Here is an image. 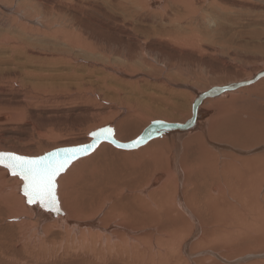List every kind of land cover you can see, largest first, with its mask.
<instances>
[{
  "label": "rangeland",
  "instance_id": "374dc122",
  "mask_svg": "<svg viewBox=\"0 0 264 264\" xmlns=\"http://www.w3.org/2000/svg\"><path fill=\"white\" fill-rule=\"evenodd\" d=\"M232 1L233 4H235L240 0ZM247 1L249 4L245 5L246 8L231 5V0H228L227 2H219L218 4L222 7L224 5L223 8L228 10L230 8H234L233 10L235 11H232L231 15L234 12L233 15L238 16L241 23L244 21L246 22V20L249 21L251 24L248 27L249 30L245 29L244 32L249 35H246V37H248L247 40L251 41V37L254 38L256 35L262 34V32L264 34V0ZM96 2L98 5L101 4V7H99ZM94 3L96 4H93L89 9H86V11L84 10L85 8L82 7L75 8V5L73 4L72 6L69 2L62 5V3L58 0H0V77L3 79H0L1 99H11L17 93H32L31 89L35 90L28 82V79L25 78L22 71L20 72V65L22 63L23 65H28L31 61L30 65H36L37 63L39 66L43 65L42 67H47L44 66L46 63L49 64L50 67L56 68L63 73L71 71V78L68 76L66 79L63 78L57 81L61 83L66 82L64 89L53 88L54 93H52V90L49 95L44 94V96L40 98L46 101V99L48 100L51 95L56 96L58 94V99L63 100L64 106L72 108L73 113L78 112L80 110H77L79 107L94 108V110L98 111L100 109H107L108 112L111 110L114 114V116H112V120H114L112 123L113 125L114 123L116 124V120H120L125 115H129L128 113H130V115L139 113V116L135 119L133 125V128H136L135 126L138 128L134 133L136 135L142 130V124L143 126L147 125L153 118H162L170 121H183L188 118L191 112V100L193 99L195 95L194 92L196 90L207 89L212 85L226 83L230 80H238L241 79V77H247V74L250 76L252 72L264 68V46L260 49L258 47H254V49L233 47L229 49V54H226V49L223 46L220 47L214 45L216 50L210 49V51L205 47V45H203L205 41H201L202 45H199L198 43L194 44V48L190 46H186L185 48L184 46L176 47L175 44L172 43V45L166 40H159L157 38L154 39L153 37L146 38L145 35L140 34L138 30L136 31V28L150 29V25L155 26L160 24V21L163 22L159 14V12H161L160 9H156L157 11L153 12L154 7L149 5L142 6L139 0H94ZM61 5L62 7L64 5L71 7L76 15L74 14L73 17H70L71 15H67L66 18H60L61 13L59 9ZM150 10L151 12H149ZM105 11L107 14L104 13ZM153 13L155 14L154 16ZM69 14L71 13L69 12ZM114 16L117 20L114 19ZM67 17H70V21L72 22L69 23V20L67 21ZM59 19H61V21L65 19L64 24L58 21ZM212 20L215 19H210V21H207L205 25L214 26V21ZM82 21L88 22L86 24H89V26L91 24L90 29L89 26L86 27V24H81L80 22ZM248 21L246 22L247 24ZM217 22L220 23L218 20ZM221 22L223 24L220 23L221 25H219L222 27L226 28L231 26V22L229 20H225V22L221 20ZM92 25L96 26L94 27ZM112 25H116V27L112 28ZM63 26L77 35L81 47L71 50L67 45L58 41V34L63 29ZM91 27L93 28L92 30ZM232 30L234 31L235 29ZM112 31L113 33L116 32L114 33L115 36ZM37 32L40 33L36 34ZM110 32L112 34H110ZM101 33L103 35H101ZM44 34L45 36H43ZM116 34L121 35H118V37ZM112 35L114 39L111 38ZM103 36L105 38H103ZM116 37L117 40H115ZM234 37L238 36L235 35ZM108 38L112 39H110L111 43ZM260 39L264 41V35ZM92 41L95 43V46H93L94 44H92ZM22 46L24 47L22 48ZM38 47L42 49H40V52L39 50H33V48L35 49ZM178 47L181 48L182 52L178 49ZM27 48H30V50L26 51L25 49ZM53 48L62 49V51L65 50L67 53L66 58L69 59L70 62H66L65 64L64 61L62 62L58 59L62 55L58 54V52H51ZM46 49H50V54L43 52V50L46 51ZM104 50L107 52L105 53ZM11 51L16 55H12ZM96 51H99V54L101 53V55L104 54L105 56L99 55ZM91 52H93V54ZM171 54L174 55L175 58L173 60H168L167 56H170ZM57 55L58 58H56ZM10 56L14 57L10 58ZM36 56L38 59L40 58V61H37ZM183 56L185 59H182ZM5 57L6 59L3 61L2 59ZM178 57L180 58V61ZM41 58L45 59L42 60ZM46 58H48V61L45 62ZM51 58L54 63H51ZM144 58L152 64L150 63V66H148V61H146V59L142 60ZM28 59L31 60L29 61ZM6 60L7 62H5ZM8 60L10 61L9 63ZM60 62H62V64ZM58 66H60V68ZM8 68L9 71L6 72L5 70H8ZM13 72H16L15 75H13ZM5 75L9 78L7 76L5 77ZM263 81L264 79H261L256 83L239 89L228 97L220 99L210 98L206 100L203 103L204 106L202 105L203 108L206 106L208 108L210 107V109L214 108V110L219 112L218 108H216L217 105L221 104L223 106L227 104V109L225 112L218 113L219 116L215 113L216 111L211 110L214 113H211V117L209 118L210 121L206 123L204 130H202V132L200 131L202 137L199 133H197L200 136V144L197 143L196 145L197 141H191L193 138L186 143L185 140L189 135H184L185 133H177V135L174 136L165 134L161 139L159 137L146 143L147 147L149 143L152 144V142L156 141H161V144H165L164 148H161L159 151L160 154L158 162L162 161L164 164L168 163L171 170V177L174 179L171 178V189L169 188L168 193L165 195L164 202H166V205L163 206L162 211L164 212L162 213L160 208H157V204L154 199L155 197L153 195L150 196V194L148 195V193L161 187V185L167 180V176L164 173L165 170L161 168H158V170L153 169L141 178L142 181H145L146 176L150 178V176L154 174L162 175L160 179L157 180L158 183L156 182L152 189L146 188L145 185H142L141 188H139L141 191L142 188H145V193H141L139 190L136 191L139 196L138 200H136L137 202L135 201V207L137 210L139 209V218L141 216L143 217L142 222H138L137 216H133V214L124 219L125 224H127V226H135L137 230L136 235L138 237L141 236L139 237L141 245L140 249L143 248L145 242L151 243V241L157 245V248L164 247L166 244L163 240L167 238V234H170L174 237V239L177 241L179 240L178 243L180 249L183 251L180 256L187 255L189 258L193 259L196 264H264V227L263 229L261 227L264 226V85L259 84ZM1 83H4L5 85L2 86ZM6 84L10 86L9 89L5 88V86H7ZM89 85L91 86L90 89L87 87ZM255 87L258 89L256 88L252 90ZM6 89L10 91H6ZM94 93L96 96H93ZM36 94H38V92L34 95ZM74 96L78 98H76V102L78 100L77 103L74 102L75 98H72ZM67 97L69 101L65 99ZM134 97L135 99L133 104L132 98ZM128 98L132 100L130 101ZM85 100L87 101L85 102ZM129 101L133 104V107H131ZM137 101L139 103L138 106H136ZM65 102L69 103L65 105ZM89 104L91 107H88ZM93 104L97 105L93 107ZM7 107L0 104V113L7 112L13 106L9 105L11 108ZM138 107H140L139 110ZM121 109H123L124 112L121 113ZM158 109H161L166 114L151 115L148 111ZM13 110L14 107L10 111ZM237 117L240 118L238 119ZM80 118L81 115L74 116V123L76 122V124H78ZM229 118L230 120L234 118V120L238 119V121L241 122L245 121L247 124H245L246 126L244 128L242 127L241 130L239 128H231V125L228 123ZM102 119L103 123L104 120L107 122L105 117ZM223 121L225 124L222 123ZM69 124L71 125V123ZM78 126L79 127H75L73 125L72 128L62 127L61 130L54 131L56 136L53 138L50 137L45 144L41 145L42 148L38 142H36L37 144L33 142V145H24L25 142H22L23 146L20 142L18 143L14 141L12 136H9L2 130L3 132L0 131V138L3 142L0 143V149L4 148L20 153H25L26 150H29L28 152L32 155L42 154L44 151L49 150V148L51 149L57 146L83 142L88 137L87 133L96 125H91L88 128H85V125ZM77 129H80V131ZM62 130L64 133L66 132L65 135H63L64 133ZM229 130L233 131V135L236 134V136H230L228 133ZM115 131L118 132L117 128ZM132 136L128 138H131ZM193 142H195V144H193ZM159 143L160 142L157 144ZM18 144L20 146L22 145V149ZM151 144L149 146H151ZM12 145L15 146L14 149ZM37 145L38 147L40 146V148H38ZM146 145H144L143 148H145ZM20 150L23 151L21 152ZM206 163H209V166H207ZM105 167L106 166L103 168L101 166L100 171H103L104 173L117 171L114 166L111 167V169ZM251 172L253 173L251 174ZM14 177L21 182V179L18 176ZM217 181L218 183H216ZM126 182L127 181H123L124 184H126ZM260 183H262V186H259ZM215 184L218 185L216 186ZM220 184L221 186H219ZM121 185L122 183L119 186L116 185L117 192H114L116 196L110 197L97 215L91 214L88 218H84L82 220L94 218L97 223L99 219L102 218L106 212H108V217L104 219L103 224H113L118 222L124 223L121 222L122 220L120 217L115 216L116 207L111 209V206L118 205L120 201L119 197H124L128 193L126 189H120ZM214 185L217 188L221 187L220 190L218 189L219 191H213L212 186ZM113 186H115V184ZM255 187H257L258 190ZM176 194H179V198L181 196V201L186 204L187 211L184 210V207L180 206L181 204L179 203V200H176L174 203L171 202ZM207 194L209 195L206 197ZM117 195L121 196L118 197ZM169 198L171 199L169 200ZM199 198H201V201L197 202L196 200ZM202 198L205 199L203 200ZM145 201L150 202L151 205H154L156 208L153 206L151 209V207L147 204L146 206H141V204ZM137 204L140 205L138 206ZM254 204L256 205L254 206ZM179 208H182L183 210L181 211ZM126 211L131 214L130 210L126 209ZM28 220L35 219L30 218ZM78 228L82 230L81 227L78 226ZM82 228L84 227L82 226ZM91 230L94 232L96 227H92ZM206 238L208 240H206ZM227 238H229L230 241H226Z\"/></svg>",
  "mask_w": 264,
  "mask_h": 264
},
{
  "label": "bare ground",
  "instance_id": "6f19581e",
  "mask_svg": "<svg viewBox=\"0 0 264 264\" xmlns=\"http://www.w3.org/2000/svg\"><path fill=\"white\" fill-rule=\"evenodd\" d=\"M58 1L60 3H62V5L66 2H69L72 6L74 4L75 8H81L82 7V8H85L84 10L89 9L93 4L97 3V2L94 3V0H65V1L58 0ZM227 1L228 0H218V1L217 0H139L140 4L142 6L149 5L151 7H154L153 12L160 9L161 12H159V14H160V18H162L163 22L160 21V24H157L155 26L150 25V29L136 28V31L138 30V32L142 35H145L146 38H152L153 37L154 39L157 38L159 40H166V41L170 42L171 44L172 43L175 44L176 47L177 46H180V47L184 46V48H185L186 46H190V47L194 48L193 47L194 44L198 43L199 45H202L201 41L202 42L205 41V43L203 45H205V47L207 49L216 50L214 45L220 46V47L223 46L226 49V54H229V49H231L233 47L234 48L242 47V48H247V49H254V47H258L259 49L262 48L264 46V41L261 40L260 38L264 35L263 32H262V34L256 35L254 38L251 37L252 38L251 41L247 40L248 37H246V35H248V34H246L244 32V30L245 29L249 30L248 27L251 24L249 23L248 20H246V22L248 21V24L245 21L241 23L240 18L236 15L235 16L233 15L234 12L231 15V12L235 11V10H233L234 8H230L228 10L226 8H223L224 5L222 7L220 4H218L219 2H227ZM231 2H232L231 5H235L236 7L240 6V8H246L245 5L249 4V2L247 0H240V1H238V3H235V4H233L232 0H231ZM125 4H127V3H125ZM62 5L59 9V11L61 13L60 18L61 17L66 18L67 15H69V16L71 15L70 17H73L75 14L74 10L69 6H65L66 4L64 5L65 7L64 6L62 7ZM97 5H98V3H97ZM100 5L101 4H99L98 6L101 7ZM153 5H155V6H153ZM240 8H238V9H240ZM91 10H92V8H91ZM69 12L71 14H69ZM149 12H151V10ZM81 13H82V11H81ZM104 13L107 14L106 11ZM85 15H86V13H85ZM154 15L155 14L153 13V16ZM70 17L69 18L67 17L68 18L67 21L69 20V23L72 22V21H70ZM89 17H92V16H89ZM117 17H118V15H117ZM120 17H121V15H120ZM211 17L213 19H215V20H212V21H214V26L205 25V23L207 21H210V19H212ZM26 18H28V17H26ZM103 18H105V17H103ZM107 18H108V16H107ZM160 18H159V20H160ZM87 19H89V18H87ZM114 19H115V16H114ZM64 20L65 19H63L61 21V19H59L58 21H60L61 23L64 24ZM115 20H117V18ZM217 20L221 24H223L221 22V20L224 22H225V20H227V21L229 20L231 22V26L226 27V28L222 27V26H220L221 24L217 22ZM112 21H114V20H112ZM156 21H158V20H156ZM96 22H97V20H96ZM80 23L86 24L88 22L82 21ZM89 23H91V22H89ZM88 26H89V24L86 27H88ZM90 26H91V24H90ZM90 26H89V29H90ZM92 26H94V25H92ZM114 27H116V25L113 26L112 28H114ZM109 28H111V27H109ZM237 28H238V31H237ZM51 29H52V27H51ZM92 29L93 28L91 27V30ZM232 29H235V30L233 31ZM47 31H49V30H47ZM38 33H40V32H37L36 34H38ZM93 33H94V30H93ZM112 33H113V31H112ZM112 33L110 32V34H112ZM114 33H116V32H114ZM114 33H113V35H114ZM260 33H261V31H260ZM101 35H103V34L101 33ZM113 35L111 38H113ZM118 35L116 34V36H118ZM235 35L238 37H234ZM43 36H45V34ZM89 38H91V37H89ZM103 38H105V37L103 36ZM111 38H108V40L110 41ZM5 39H6V37H5ZM49 39H50V34H49ZM118 39H120V38H118ZM126 39H129V38H126ZM132 39H134V38H132ZM138 39H140V38H138ZM103 40H105V39H103ZM115 40H117V37ZM58 41L61 42L62 44L67 45L71 50L74 48L81 47L77 35H75L73 31H70L65 26H63V29L58 34ZM128 41H125V42H128ZM110 43H111V41H110ZM92 44H94L93 46H95V43H93V41H92ZM138 46H139V44H138ZM23 47L24 46H22V48ZM38 48H35V49L33 48V50H35V51L39 50V52H40L41 48H39V49ZM130 48H131V46H130ZM196 48H197V45H196ZM178 49L181 50V48H179V47H178ZM25 50L26 51L30 50V48H27ZM49 51H50V49H46V51L43 50V52H46V53H49ZM61 51H62V49H57V48H53L51 50V52H58V54L62 55L59 58L57 55L56 58L60 59L62 62L64 61L65 64H66V62L69 63L70 62L69 59L66 58V54H67L66 51L63 50L62 51L63 53ZM98 52L96 51V53H98ZM104 52H105V50H104ZM181 52H182V50H181ZM11 53H12V51H11ZM11 53H10V55H11ZM91 53L93 54V52H91ZM13 54H15V53H12V55ZM41 54H43V53H41ZM99 55H101V53ZM102 55L105 56L104 54H102ZM130 56H131V54H130ZM13 57L14 56H12V57L10 56V58H13ZM10 58H9V60H10ZM19 58H22V57H19ZM167 58H168V60H173L175 58V56L171 54L170 56H167ZM5 59H6V57L3 58L2 60L4 61ZM39 59L37 57V61ZM41 59L43 60L45 58H41ZM145 59L146 58H144L142 60H145ZM182 59H185L184 56ZM9 60H8V63L11 61V60L10 61ZM28 60L30 61L31 59H28ZM0 61H1V59H0ZM46 61H48V58H46L45 62ZM50 61H51V63H54V62H52V58L50 59ZM50 61H49V63H50ZM146 61H148V60L146 59ZM179 61H180V58H179ZM5 62H7V60ZM62 62H60V63L62 64ZM176 62H177V60H176ZM27 63H29V62H27ZM30 63H31V61H30ZM30 63L28 65L27 64L23 65V63H22L20 65V69H21L20 72L22 71L25 78L28 79V82L31 84L32 88L35 90L31 89L32 93L31 92H29V93H27V92L26 93L25 92L17 93L11 99H4L3 100L0 98V104H3L6 107H7V105H8V107H9V105H12L14 107L13 111H10L13 107L12 108L9 107L11 109H9L7 112H1L0 113V131L1 132L4 131L9 136H12V139L14 141H16L18 143L20 142L21 144H22V142H25L24 145H29V144L33 145V142H35V143L38 142L41 146L42 144H45V142H47L50 137L53 138L56 136L54 131L61 130L62 127L72 128L73 125L75 127H79L78 125H85V128H88L91 125H96L93 129H97V130L111 126L112 130H113V132H112L113 138L119 142H127V141H129V140H131L137 136V134L135 135L134 133L137 131L138 128H137V126H135L136 128H133L134 127L133 125H134L135 119L139 116V113L135 114V115H130V113H128L129 115H125L122 119L116 120V124L114 123V125H113L112 123L114 122V120H112V116H114V114L112 113L111 110H110V112H108L107 109L106 110L100 109L98 111V110H94V108L91 109V108H87V107H79L78 109L77 108L76 109L77 110L80 109L81 111L79 110L80 111V112L78 111L79 113L78 112L73 113L72 108L64 106L63 100L58 99V94L56 96H52L50 94L51 96L50 97L48 96L49 97L48 100L44 97L46 99V101H44V99H42L40 97L44 96V94L49 95V93H51L52 90H53L52 93H54L53 88H58V89H64L65 88L66 82L61 83V82H57V81L60 79H63V78L66 79L68 76H70L71 71L63 73V72H60L59 70H57L56 68L50 67V65L46 64V63L44 66H47V67H42L43 65L39 66V64H37L36 62H35L36 65L35 64L30 65ZM148 63H149V61H148ZM150 63L148 66H150ZM67 66H68V64H67ZM58 67L60 68V66H58ZM75 68H74V70H75ZM260 70L261 69H258L255 72H252V74L250 76H248V74H247V77H244V78L241 77V79H238V80L236 79L234 81L230 80V81H227L226 83H220L217 85H227V84H232V83H235L238 81H244L246 79H250V78L254 77L255 74ZM5 71L6 72L9 71V68H8V70L6 69ZM106 71H108V70H106ZM15 73L16 72H13V75H15ZM6 76L7 75H5V77ZM70 78H71V76H70ZM0 79L3 80L1 77H0ZM261 79H264V75H262L260 77L258 76V78L253 83L258 82ZM263 82H260L259 84L264 85ZM78 83H77V85H78ZM253 83H251V84H253ZM251 84H248V85H251ZM4 85L5 84L3 83L2 86H4ZM79 85H81V84H79ZM248 85H242V86H240L234 90L224 91V92L220 93V95H217L215 97H208V98L202 99V101L198 107V117H197L195 123L189 128L188 131H180V130L166 131V132L162 133L161 136H158V137L153 138L151 140H155L159 137L161 139L162 137H164L165 134L174 136V135H177V133H185L184 135H189L187 137V139L185 140L186 143H188L193 138L191 141H197L196 145H197V143L200 144L199 138H200V136L202 137L201 132L206 127V123L208 121H210L209 120V118L211 117L210 115H211V113H214L212 111H216V110H214V108L210 109V107L208 108L206 106L203 108V106H204L203 103L210 98L220 99V98L228 97V96L232 95L233 93H235L237 90L242 89ZM7 86H5V88L9 89L10 86H8V87ZM87 87L90 89L91 86L89 85ZM210 87H208V88H210ZM256 88L257 87L253 88L252 90H254ZM7 89H6V91H10ZM27 90H29V89H27ZM83 90H85V89H83ZM205 90L206 89L196 90L194 92L195 95H194L193 99L191 100V104H192V101L194 100V98H196L201 92H203ZM262 90H263V88H262ZM92 91H93V89H92ZM107 91H108V89H107ZM36 92H38V94L34 95ZM80 92H78V93H80ZM115 92H117V91H115ZM9 93H7V94H9ZM5 94H6V92H5ZM94 95L96 96L95 93L93 94V96ZM72 98H75V101L74 100L73 101L76 102L77 97L74 96ZM65 99L68 100V97ZM128 99L130 101L133 99L132 102L134 104L135 97L132 99H130V98H128ZM86 101L87 100H85V102ZM77 102H78V100H77ZM68 103L65 102V105ZM210 103H212V102H210ZM130 104H131V107H133L132 106L133 104L131 102H130ZM136 104H137L136 106L139 105L138 101ZM96 105L93 104L92 106L94 107ZM144 105H146V104H144ZM226 105L227 104H225L223 106L221 104L217 105L216 108H218L219 112L216 111L215 113L218 114L221 112H225L227 109ZM89 106H90V104L88 105V107ZM139 108L140 107H138V110H139ZM6 109H4V110H6ZM116 111H118V110H116ZM148 111L151 113V115H156V114L157 115L158 114L164 115V114H166L161 109L151 110V111L148 110ZM190 111H191V108H190ZM120 112L121 113L124 112L123 109H121ZM191 114L192 113L190 112V116H191ZM77 115L78 116L81 115L80 120L78 119L79 120L78 124H76V122L74 123V119H73V117L77 116ZM218 116H219V114H218ZM103 117H105L107 119V122H106V120H104V123L102 122ZM188 118H186L183 121H170V120H166V119H162V118L161 119L168 121V122H183L184 123L188 120ZM145 119H146V117H145ZM238 119L234 120V118H233L230 120V118H229L228 123L231 125V128H236V129L239 128L241 130L242 127L244 128L246 126L245 124H247V123L245 121L241 122V121H238ZM151 120H155V119L153 118ZM246 121H248V120H246ZM68 122L71 123L72 126ZM142 123H143V121H142ZM211 123H213V122H211ZM222 123H224V121ZM147 125H145V126H147ZM145 126H143V124H142L141 127L144 128ZM75 127H73V128H75ZM115 127L117 128L118 132L115 131V129H116ZM143 128H142V130H143ZM78 131H80V129ZM229 131H228V133L230 136H233V137L236 136V134L233 135V131H231V130H229ZM63 133H64V131H63ZM65 133L63 135H65ZM197 133H199L200 136ZM130 136H132V137L128 138ZM179 137H181V136H179ZM41 138L44 140H42ZM90 138L91 137L88 135V137L84 141L82 140L83 142H80L77 144H69V145H65V146H57V147H53L51 149L49 148V150H53V149H57V148L62 149L66 146L74 147V146H78V145H82V144H87L91 141ZM2 142L3 141L0 138V143H2ZM158 142H160V143L157 144ZM150 144L151 143L148 144V147L146 144H143V145H139L137 147L130 148V149H122V148L115 147L113 144H111L108 141L102 140L95 146V148L88 155L82 156L79 159L72 161L67 166V168L56 178V184H57L56 195H57V199L59 201L60 210L62 211V213L57 214L56 217H51L49 213L44 212L37 204H33V205L28 204L26 202V198H25L24 194L21 192V189H20V186L22 185V180H21V182L18 181L12 174H10L8 172L7 169L0 167V264H196V262L193 259L189 258L187 255L183 254L184 256H180V254L183 253V251H181V249H180V246L178 243L179 240L177 241L170 234H167V238H165L163 240L167 246L163 245L164 247H158L157 248L156 247L157 245H155L151 241V243L145 242V244L143 245V248L140 249L141 245H140V238L139 237H141V236L138 237L136 235L137 230H136L135 226H127V224H125V222H124L125 221L124 219L126 217L127 218L130 217V215H132V214H133V216L134 215L137 216L138 222H142L143 217L141 216L139 218V212H138L139 209L137 210L135 207L136 206L135 201L138 200V196H139V194H137L136 191L137 190L141 191L140 188L142 185L143 186L145 185L146 188L152 189V187L156 184L157 180L160 179V177L162 176L159 174H154V175L150 176V178L146 176V180L142 181L141 178L144 177L143 175L148 174V172L150 170H153V169L158 170V168L165 170L164 173L167 176V180L161 185V187L153 190L152 192H149L148 195L150 194V196L153 195L155 197L154 199L156 201L157 208H160L161 211L163 210V206L166 205V202H164V199H165V195L168 193V189L172 185V179L171 178H173V177H171V170L169 168L168 163L164 164L162 161L158 162V158H159V154H160L159 151L161 148H164L165 144L164 145L161 144V141L152 142L151 146H149ZM193 144H195V142H193ZM31 145H30V148H31ZM144 145H146L145 148H143ZM40 146L38 147V145H37L38 148H40ZM12 147H13V149L15 148L14 145H12ZM41 148H42V146H41ZM191 148H194V147H191ZM21 149H22V147H21ZM49 150H47V151H49ZM28 151L29 150H26V152L24 151L25 153H20L17 151L13 152L11 150H7L4 148L0 149V152H13V153H16L18 155L29 156V157L41 155V153L32 155ZM30 151H31V149H30ZM47 151H44V152H47ZM134 151H138V152H134ZM207 152H208V149H207ZM165 160H167V159H165ZM206 164H207V166H209V163H206ZM103 165L110 168V169H111V167L114 166L117 169V171L111 172V173H104L103 171H100L101 166L104 168ZM115 168H113V169H115ZM154 171H156V170H154ZM185 171H186V169H185ZM252 173L253 172H251V174ZM175 178H176V176H175ZM123 181H127L126 184H124ZM261 182H262V180H261ZM121 183H122V185H121L120 189L121 190L126 189V191L128 193L124 197H119L121 195H119V196L117 195L120 198V201H119L117 206H111V209L116 207L115 208V210H116L115 216L120 217L122 220L121 222H124V223L118 222V223H113V224H107V223L103 224L104 219L106 217H108V214H109L108 212H106L105 215L102 218H100L97 223L95 222L94 218L89 219V220H82L84 218H88V216L91 214L97 215L100 212V210L102 209V206L105 205L106 201L109 200L110 197L116 196V194H114L115 191L117 192L116 185L119 186ZM216 183H218V181ZM114 184H115V186H113ZM215 185L217 186L218 184H215ZM215 185L212 186V190L213 191H219L221 187L217 188ZM219 186H221V184ZM259 186H262V183H260ZM259 186H258V188H259ZM196 188H198V187H196ZM255 188H257V187H255ZM258 188H257V190H258ZM141 193H145V188H142ZM220 194H221V192H220ZM208 195L209 194H207L206 197ZM252 196H254V195H252ZM205 198H202V199L204 200ZM170 199L171 198H169V200ZM176 200H179V203L181 204L180 206L184 207V210L187 211L186 204L181 201V196L179 198V194H176L175 197H173V199L171 200V202L174 203V202H176ZM247 200H250V199H247ZM148 201L143 202L141 204V206H146V204H147L152 209L154 205L152 206L151 203ZM150 201H151V199H150ZM196 201L200 202L201 198H199ZM248 202H250V201H248ZM255 205L256 204H254V206ZM208 206H209V204H208ZM208 206H206V207H208ZM177 207H179V206H177ZM188 207H190V206H188ZM126 209L130 210L131 214H129L126 211ZM174 209H175V207H174ZM179 209H181V211L183 210L182 208H179ZM163 212L164 211H162V213ZM259 214H260V212H259ZM133 216H131V217H133ZM153 217H155V216H153ZM30 218H34L36 221L35 220H28ZM193 218H195V217H193ZM187 222H188V220H187ZM78 226L81 227L82 230H80L78 228ZM82 226L84 228H82ZM87 227H90V228H87ZM92 227H96V230L94 232L91 230ZM261 227L263 229L264 226H261ZM259 228H260V226H259ZM259 231H261V230H259ZM258 233H261V232H258ZM212 238H214V237H212ZM206 240H208V239L206 238ZM163 241H161V242H163ZM226 241H230V239L227 238ZM141 244H143V243H141ZM221 247H223V246H221Z\"/></svg>",
  "mask_w": 264,
  "mask_h": 264
},
{
  "label": "snow or ice",
  "instance_id": "6c2138e0",
  "mask_svg": "<svg viewBox=\"0 0 264 264\" xmlns=\"http://www.w3.org/2000/svg\"><path fill=\"white\" fill-rule=\"evenodd\" d=\"M113 130L101 128L90 133L92 143L76 147L57 149L46 155L28 157L12 152H0V166L7 169L13 176H18L23 181V194L29 204L38 202L39 206L47 210L57 208L56 178L74 160L88 155L101 140H109ZM140 137L132 145L118 144V147H131L143 141ZM111 143H116L110 140Z\"/></svg>",
  "mask_w": 264,
  "mask_h": 264
},
{
  "label": "water",
  "instance_id": "95a60500",
  "mask_svg": "<svg viewBox=\"0 0 264 264\" xmlns=\"http://www.w3.org/2000/svg\"><path fill=\"white\" fill-rule=\"evenodd\" d=\"M262 75H264V68L261 69L260 71H258L255 74V76L252 77V78H250V79H246L244 81H238V82H235V83H232V84H227V85H213L210 88L206 89L205 91L201 92L192 101V104H191V113L192 114L188 118V120L186 122H184V123L183 122H168V121H165V120H162V119H155V120H151L149 122V124L147 126H145L143 128V130L140 133H138L135 138H133V139L127 141V142H119V141L115 140L113 138V135L112 134H111L109 140H105V141L110 142V140H114L116 143H111V142L110 143L113 144L115 147H118L117 146L118 144L132 145L134 141L138 140L140 137H144L143 141L141 143H139L138 145H134V146H131V147H118V148H122V149H130V148L137 147L139 145L146 144L151 139L156 138L158 136H161L162 133H164L166 131H172V130H176V131L177 130H180V131H188L189 128L195 123V121H196V119L198 117V107H199L202 99L208 98V97H215L217 95H220V93H222L224 91L234 90V89H236V88H238V87H240L242 85L251 84V83H253L258 78V76L260 77ZM108 127L112 129L111 126H108ZM95 131H97V129L91 130L90 132H88V135L91 137L90 133L95 132ZM90 139H91V141L89 143H92V137ZM102 140H104V139H101L100 141H102ZM74 147H76V146H74ZM64 148H71V147L70 146H66ZM57 149L49 150L47 152H44L41 155H37V156H33V157L43 156V155H46L49 152H54ZM22 188H23V181H22V185L20 186L21 192L23 193ZM26 202H27V198H26ZM33 204H37L39 206V203L38 202L32 203L31 205H33ZM40 208L44 212L49 213L51 217H56L57 214H59V213L61 214L62 213V211L60 210V207H59V201H58V205H57L58 210H56V209L47 210L46 208H42V207H40Z\"/></svg>",
  "mask_w": 264,
  "mask_h": 264
}]
</instances>
